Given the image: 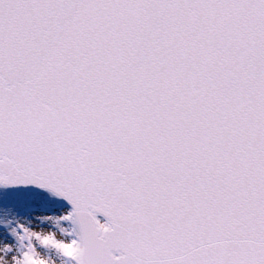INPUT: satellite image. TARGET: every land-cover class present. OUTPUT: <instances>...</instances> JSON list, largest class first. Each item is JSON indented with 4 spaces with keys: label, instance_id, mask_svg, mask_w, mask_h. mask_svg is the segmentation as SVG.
<instances>
[{
    "label": "snow or ice",
    "instance_id": "obj_1",
    "mask_svg": "<svg viewBox=\"0 0 264 264\" xmlns=\"http://www.w3.org/2000/svg\"><path fill=\"white\" fill-rule=\"evenodd\" d=\"M0 264H264V0H0Z\"/></svg>",
    "mask_w": 264,
    "mask_h": 264
}]
</instances>
